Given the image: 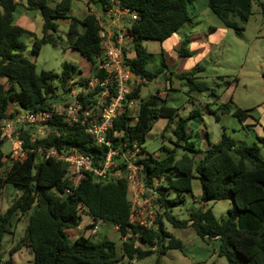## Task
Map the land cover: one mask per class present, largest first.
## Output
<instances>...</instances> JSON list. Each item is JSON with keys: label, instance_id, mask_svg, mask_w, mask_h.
Here are the masks:
<instances>
[{"label": "trees", "instance_id": "16d2710c", "mask_svg": "<svg viewBox=\"0 0 264 264\" xmlns=\"http://www.w3.org/2000/svg\"><path fill=\"white\" fill-rule=\"evenodd\" d=\"M84 1L100 10H106L105 5L110 2ZM119 1L121 6L137 14V19L128 28L133 38L134 55L125 56L124 63L141 82L127 95L121 111L105 130L107 143L97 144L87 131L91 115L84 116L83 113L94 111L102 90L99 85L90 86L91 80L105 77L104 71L98 67L102 49L96 14L70 15L72 0L54 3L51 0H0V196L7 184L22 192L5 212L0 213V244L14 221L32 210L23 237L10 248L7 260L2 261L0 256V264H14L12 256L20 247L32 251L30 264H134L135 260H143L153 253L159 258L169 249L182 247V242L166 229L162 217L174 228L191 227L200 238L218 241V255L224 256L228 264H264V159L261 156L264 135L256 134L255 141L246 145L237 143L223 127L220 140L213 144L209 142V146L201 151L187 132L188 122L200 116L194 109L188 116L178 118L172 130L175 137L173 147L162 145L161 156L149 153L144 146L154 122L160 117L170 122L177 116V109L157 95L139 99L143 85L163 75L167 82L173 77L183 81L189 91L209 90L206 83L198 80L203 66L198 65L186 74L170 71L166 76L168 64L164 53L160 52L159 64L153 70L149 69L154 56L143 45L148 39L163 42L190 22L189 6L193 0ZM252 1L207 0V6L225 27L240 35L244 30L242 24L252 14ZM18 6L27 11H38L42 19V35L35 37L30 46V53L34 56L39 54L42 45L56 44L57 19H69L67 47L78 51L90 63L89 76H83V70L68 61L61 64L59 74L50 70L37 72L35 63L25 55L28 46L22 40L24 33L29 31L14 21ZM259 8L264 16V1L259 2ZM187 43L186 38L180 43L176 50L179 57L191 56ZM262 77L264 79V71ZM231 83L225 80L222 84L230 86ZM57 88L63 93L79 88L74 99L80 105L77 120H68L65 114L59 115L54 110L53 105L64 100L56 94ZM130 99H139L135 115L126 106ZM229 102H232L231 98ZM15 105L18 109L13 108ZM230 105L222 103L219 106L221 113L232 112L241 122L252 118L251 109H232ZM24 111L49 112V117L42 121L47 132L39 136L24 128L25 124H20L17 131L24 155L12 159L11 151L6 156L2 151L5 141L1 137V122L13 120ZM212 112L216 114L215 110ZM216 119H220L218 114ZM243 127L250 126L245 124ZM134 146L139 151L138 157L132 161L142 166L144 184L158 195L154 202L162 211L155 218V226L150 228L130 219L132 204L128 170L122 154L133 150ZM179 147L184 151L178 156ZM47 149L64 154L79 152L89 156L95 167L103 165L108 153L115 154H111L113 165L108 167L104 176L97 177L88 172L73 187L67 177L68 164L52 156L45 157ZM201 152L203 155L195 165L194 153ZM6 159L12 160L5 169ZM193 177L200 181L202 201H231L232 206L227 209L224 221L220 222L211 209H195L182 220L171 214L173 208L184 203L185 194L191 192ZM67 188L70 192L65 191ZM82 213L92 218L84 228L97 226L100 221L112 223L123 238L121 251L107 235L80 233L71 241L67 230L79 225ZM137 239L140 245H136Z\"/></svg>", "mask_w": 264, "mask_h": 264}, {"label": "rangeland", "instance_id": "374dc122", "mask_svg": "<svg viewBox=\"0 0 264 264\" xmlns=\"http://www.w3.org/2000/svg\"><path fill=\"white\" fill-rule=\"evenodd\" d=\"M53 1L55 0H51V2ZM261 1L264 0L252 1V14L242 24L244 30L238 35L234 29L225 27L221 23L207 6V0H193V4L189 6L191 21L185 23L177 32L180 43L185 38L188 39L187 47L191 52L189 57H179L174 50L179 48L180 43L177 48H173L172 40L164 44L150 39L143 42L146 49L154 56L148 65L149 69L153 70L159 64V53L163 49L170 71L176 74H186L198 65L203 66L204 70L199 72L198 80L209 86V90L204 92L189 91L188 85L184 84L183 81L173 77L172 81L167 82L163 79L164 76L160 75L141 87L139 99L157 95L165 98L167 105L177 109V116L173 120L169 122L167 118L160 117L147 133L144 146L149 153L161 156L163 151L160 150V147L162 145L173 147L172 141L175 140V137L172 130L178 118L188 116L194 109L199 111L200 116L196 118L197 120L192 119L188 122L187 132L191 136L190 140L201 151L209 146V142L213 144L220 140L223 127L225 132L237 143L246 145H251L255 141L256 134L264 135V79L262 77L264 71V16L259 8V2ZM84 7L85 4L82 0H72L70 15H79L84 11ZM22 8L18 6L14 13V21L29 31V33H24L22 40L28 46L25 55L35 63L37 72L50 70L59 74L61 64L68 61L78 65L84 71L83 76H89L91 73V69H88L91 66L90 63L78 51L67 47L66 32L69 19H57L58 28L54 33L56 44L47 43L42 45L37 56L30 53V46L34 38H40L42 35V19L38 11H27ZM97 11L99 10L94 12ZM133 55V52L129 54V56ZM169 70H166V76L169 74ZM219 77H222V80ZM235 78L237 81H235ZM225 80L232 81L231 85L222 84ZM2 81H5V79H2ZM54 83L58 85L57 80ZM218 83L221 85L218 86ZM78 89H74L71 93H63L60 88H57L56 94L63 97L64 100L54 104L56 108L59 110L64 108V113H67L68 107L74 104ZM230 98L232 102H229ZM139 99H136L132 105V115H135ZM225 102L231 104L232 109L234 107L251 109L250 114L253 118L249 117L241 122L232 115V112L221 113L219 106ZM13 108L18 109V106L15 105ZM214 110L220 116L219 120L216 119V114L212 112ZM245 124L250 127H243ZM23 127L29 128L39 136L47 132L45 126L42 125V120L26 123ZM12 147L14 146L10 142L5 141L3 143L2 151L5 156L11 151ZM183 151L179 147L176 153L179 156ZM16 152L17 154L13 153L12 159L23 157L19 149ZM202 155V152L194 153L195 165ZM261 156L264 159L263 150ZM12 159H6L5 169ZM139 174H142V172ZM21 193L16 187L7 184L0 196V213L5 212ZM200 196V181L197 177H193L191 192L185 194L184 203L173 208L171 214L182 220L186 219L191 211L202 208L211 209L220 222L226 219L227 209L232 206L229 199L202 201ZM154 201L153 193L149 191H145L140 195L139 203L132 201L131 197V204L133 202L135 204V217H141L146 222L153 224L151 227L155 226L156 216L162 213L158 204H155ZM31 212L32 210L28 214ZM28 214L22 216L18 221H14L10 232L4 235L0 244L2 261L8 259L10 248L17 245L23 237ZM162 220L166 229L182 242L181 249H169L159 258L156 253H153L143 260H135L134 264H228L224 256L218 255V241L200 238L191 227L174 228L167 222L165 217H162ZM91 221L92 218L89 214L82 213L79 225L76 228L67 230L71 241L80 233H84V235L97 234V236L107 235L116 243L118 251H121L123 238H121L116 227L110 222L100 221L96 226L95 233H90L91 227H84L90 224ZM136 245H140L138 239ZM32 257L33 254L30 248L20 247L13 254L12 259L14 264H30ZM157 261L159 262L157 263Z\"/></svg>", "mask_w": 264, "mask_h": 264}, {"label": "built area", "instance_id": "2783aa9c", "mask_svg": "<svg viewBox=\"0 0 264 264\" xmlns=\"http://www.w3.org/2000/svg\"><path fill=\"white\" fill-rule=\"evenodd\" d=\"M105 8L106 10L99 9V11L94 12L100 25L99 36L102 49L98 67L104 71L105 77L103 79L93 78L91 80L90 86L99 85L102 87V90L94 106V111H83L84 116L91 115V119L88 121L87 131L94 137L97 144L107 143L104 138L105 130L111 125L112 120L121 111L127 95L141 82V79L132 74L124 63L125 56H129V54L133 52V38L128 33V28L131 23L137 19V14L129 8L121 6L119 0H110V2L105 5ZM134 101L135 99L127 101L126 106L128 109L131 110ZM53 108L59 115L65 114L68 120H77V111L80 105L74 101V104L68 107L67 113H64V108L59 110L55 105H53ZM49 115V112L33 113L24 111L20 112L13 120H3L1 122V137L4 141L10 142L14 146L11 148V157H13L15 153L17 154V149L21 151V155H24L21 150L22 141L18 137V126L20 124L33 123L38 120L44 121ZM138 151V147L134 146L133 150L122 154V158L126 162L128 170V192L132 197V201L135 203H139L138 199L145 191L153 193L155 199L158 198V195L152 188H147L145 186L143 175L139 174L142 170V166H137L132 161L138 157ZM111 154H115V152L108 153L101 167L93 166L89 156L76 151L64 154L53 149H47L44 156H52L57 160L66 162L68 164V180L70 185L75 187L88 172L97 177L104 176L108 167L113 165ZM65 191L70 192V189L67 188ZM134 202L132 204L130 219L134 222H138L144 227L150 228L153 224L146 222L141 217H135ZM95 231L96 226L91 227L90 233H95Z\"/></svg>", "mask_w": 264, "mask_h": 264}, {"label": "crops", "instance_id": "0c3cea01", "mask_svg": "<svg viewBox=\"0 0 264 264\" xmlns=\"http://www.w3.org/2000/svg\"><path fill=\"white\" fill-rule=\"evenodd\" d=\"M83 1V3L85 4V7H84V11L82 12V13H79V15H75V16H78V17H81V16H83L85 13H87V12H91V11H96V10H99L98 9V7H96L95 5H92V3H90V4H87L84 0H82ZM54 2H56V0L55 1H53L52 3H54ZM22 9H24V8H22ZM20 25V24H19ZM22 26V25H21ZM22 27H24V26H22ZM25 28V27H24ZM26 29V28H25ZM169 40H172L171 41V44H172V46H173V48H177L178 46H179V43H180V39H179V37L177 36V33H175V34H173L172 36H170L168 39H166L165 41H163V42H161V44H164V43H166L167 41H169ZM161 52H163L164 53V51H163V49H161L160 50ZM175 51V53H176V49L174 50ZM165 56V55H164ZM165 59H166V57H165ZM167 60V59H166ZM91 67V66H90ZM88 68V69H91V68ZM166 70H169V67H168V69H166ZM170 71V70H169ZM84 72V71H83ZM162 76V75H161ZM253 118V117H252ZM261 127V126H260Z\"/></svg>", "mask_w": 264, "mask_h": 264}]
</instances>
